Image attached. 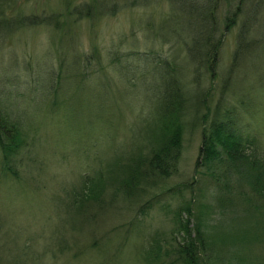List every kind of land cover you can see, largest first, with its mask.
Masks as SVG:
<instances>
[{
    "label": "rangeland",
    "instance_id": "rangeland-1",
    "mask_svg": "<svg viewBox=\"0 0 264 264\" xmlns=\"http://www.w3.org/2000/svg\"><path fill=\"white\" fill-rule=\"evenodd\" d=\"M90 1L0 0V83L10 95L9 105L15 111L24 109L26 114L20 117L25 116L29 123L23 133L29 157L19 149L12 165L15 175L0 171V264H143L141 252L152 235L173 243V213L186 203L191 212L182 216H190L189 226L199 216L206 238L213 239L216 233L215 240L222 245L214 242L213 249L207 251L220 264L225 254H239V264H264L261 244L244 236V228L252 221L245 211L247 203L234 200L220 209L217 199L221 195L212 178L203 167L195 166L201 140L198 126L183 132L175 172L151 184L137 185L136 198L133 194L125 197L116 188L136 160L138 146L141 156L145 155L153 100L142 86L136 94L129 93L126 87H136V76L118 77L113 71L115 54L127 56L130 52L133 56L136 50L168 55L179 43L146 31L151 23L165 20L185 30L187 22L175 11L176 1L171 4L169 0L138 1L135 5L117 0L114 13L108 10L115 7L116 0H103L106 11L100 15L97 9L87 18L72 12L76 5L87 9ZM241 1L244 14L259 3ZM228 7L224 5L222 14L219 10L214 14L219 24ZM259 7L252 21L248 17L244 25V35L251 25L257 32L246 35V40L257 35L260 41L253 46L254 58L245 60L230 82L236 99L264 86V73L260 72L264 70V0ZM51 14L57 27L45 22ZM240 20L219 37L214 84L228 66ZM182 56L183 48L177 59ZM181 59L183 70L186 63ZM95 68L97 74H90ZM60 70V82L54 83L53 76ZM83 70L81 80L78 74ZM188 77L189 73L184 78ZM58 83L60 92L54 90L53 94H58V103L52 102L48 108L38 90L48 85L53 89ZM247 97V105L239 109L236 128L264 152V87ZM86 176L91 186H102L100 205L85 198L81 203L88 209L78 213L70 202ZM229 231L236 234L238 242L226 240Z\"/></svg>",
    "mask_w": 264,
    "mask_h": 264
},
{
    "label": "trees",
    "instance_id": "trees-1",
    "mask_svg": "<svg viewBox=\"0 0 264 264\" xmlns=\"http://www.w3.org/2000/svg\"><path fill=\"white\" fill-rule=\"evenodd\" d=\"M138 1L145 2L146 0H130L132 5L137 4ZM169 1L171 4L176 1L175 11L187 22L186 29L180 30L166 23L168 20H165V23L163 21L158 24L151 23L153 26L146 33L153 31L161 40H175L179 43V47L172 49L168 55H162L159 51L139 52L135 50L132 52L134 57L130 52L127 56L115 54L114 57L113 71L121 80H123L122 75H131L133 78L136 76V87H126L129 93L136 94L137 87L142 86L153 100V108L151 106L149 108L151 116L147 122L148 147L145 155L141 156L138 146V153L133 157L136 160L132 161L129 170L116 188L122 190L125 197L133 194L136 198L139 194L137 185L151 184L153 180L166 178L175 172L183 132L198 126L201 140L195 166L203 167V172L212 178L216 192L221 195L217 199L220 209L233 204L234 200L247 203L245 211L250 214L252 221L244 228V236L250 241L256 239L264 249V152L257 148L258 145L254 139L244 137L236 128L239 109L242 106L245 107L249 101L247 95L249 96L254 90L262 91L264 86L258 85L259 87L257 86L254 90L245 91V94L237 99L233 91L229 89L230 82L240 70L241 64L247 59L254 58L253 46L260 41V38L256 35L255 38H251L253 41L250 40V36L246 40V35L257 32L256 27L252 28L251 25L244 35L246 29L244 25L248 17L252 21L253 15L257 9L259 11V4L263 0H259L258 6L246 14L240 6L241 0H234L235 5L233 6H231L233 0ZM90 2L91 5L87 9H82L81 5L73 6L72 12L77 17L87 18L92 17L96 9L98 15L106 11L103 7L105 3L103 0H91ZM114 4L115 7L108 10V13H114L118 9L117 0ZM227 4L229 7L225 10L226 13L219 24L214 14L217 15L218 10L222 14V8ZM239 18L241 20L237 26L235 45L230 53L228 66L219 76V83L215 81L214 84L213 79L218 75L216 60L218 46L221 42L219 37L222 38L224 32L230 30ZM52 19H54L53 14L47 20L45 19L46 24L55 23L57 27V23H53ZM17 23L20 26L23 25L20 20H17ZM181 48H183V56L182 59L180 57L178 59L186 63L183 70L177 59ZM126 57L133 62H126L128 60ZM89 58L90 56L86 60L87 63ZM124 65L128 66L124 69ZM98 71L95 68L90 74H97ZM260 72L263 74L264 70ZM83 73L84 70L78 74L81 80L85 77ZM188 73L189 77L185 79ZM61 74V70L55 72L54 83L60 82ZM64 74L67 75L65 70ZM47 75L48 80L52 81L50 74L47 73ZM207 81H209L208 84ZM140 82L143 84H139ZM48 86H42L44 89H40V92L38 90V96L43 102L48 103L49 108L50 103L55 101L58 103L56 95L60 92V84H54L53 89ZM54 90L58 94L53 95ZM9 99L10 95L4 91L3 84L0 83V171L15 175L12 166L15 154L22 149V153L26 152V159L29 157L23 134L27 129L26 124L29 123L25 116L20 117V115H25L26 111L21 108L17 111L13 110V106L9 105L12 103L8 101ZM86 177L87 179L81 180L79 187L74 189V199L70 202L78 213L84 208L88 209L84 202L81 203L85 198H89L90 201L95 200V204L100 205L98 196L102 194V186L101 184L91 186L90 177ZM98 179L100 180V177ZM140 180L143 182L139 183ZM116 188H114L115 191ZM232 190H235L234 195L231 193ZM190 212L189 203L175 209L173 227L170 230L173 243H170L167 237L152 235L141 252L143 264H220L215 256L212 257L211 253H208L213 249L214 242L222 245L221 242L215 240L216 233L213 239H207L203 234L202 219L199 216H196V221L189 226L190 216L185 218L182 214L190 215ZM216 229L214 228V232ZM224 237L228 241L238 242L234 232L229 231ZM222 256L225 259L222 264H239V254Z\"/></svg>",
    "mask_w": 264,
    "mask_h": 264
}]
</instances>
